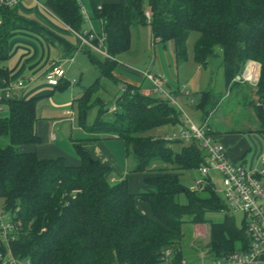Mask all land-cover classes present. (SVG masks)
<instances>
[{
	"label": "trees",
	"instance_id": "16d2710c",
	"mask_svg": "<svg viewBox=\"0 0 264 264\" xmlns=\"http://www.w3.org/2000/svg\"><path fill=\"white\" fill-rule=\"evenodd\" d=\"M99 1L90 0V4L105 37L108 58L98 61L86 50L100 79L113 87L122 85L120 98L125 101L117 100L112 120L96 111L89 124L94 109L91 100L101 86L96 81L73 101L77 124L87 134L124 143L132 162L129 173L141 174L143 185L150 188L139 198L151 215L135 209L136 196L129 192L127 178L112 183L109 168L79 143H74L78 166H69L62 158L40 159L20 152L23 145L39 143L37 99L12 95L2 104L8 107V116L0 119V202L2 211L17 225V235L9 244L12 255L16 260L27 259V264H159L168 249L176 264L183 259L180 247L185 224H209L208 248L215 256L234 251L246 242L244 226L236 229L227 213L220 223L207 221L206 212H226L224 202L211 185L190 191L176 176L177 171L197 169L203 161L199 143L165 142L147 135L169 125L181 126V112L166 98L144 95L120 81L114 68L116 57L129 51L132 27L146 23L152 44L170 42L176 66L186 61V40L195 31L196 64L203 65L210 50L219 47L228 95L238 88L241 80L236 77L247 63L259 65L254 95L264 102V0ZM43 4L64 26L81 31L84 20L77 0H43ZM14 9L0 6V83L5 84L9 81L3 63L8 57ZM147 9H152L149 19L144 15ZM60 85L55 88L65 87ZM215 96L207 89L199 97V108L208 116L217 102ZM253 96L248 105L252 103L259 124L255 131L264 137V112L254 106ZM94 101L99 104L98 99ZM207 118L203 120L206 126ZM205 134L213 137L210 128ZM173 143L180 145L178 151L172 150ZM157 164L160 167L155 169Z\"/></svg>",
	"mask_w": 264,
	"mask_h": 264
},
{
	"label": "rangeland",
	"instance_id": "374dc122",
	"mask_svg": "<svg viewBox=\"0 0 264 264\" xmlns=\"http://www.w3.org/2000/svg\"><path fill=\"white\" fill-rule=\"evenodd\" d=\"M119 1L100 0L99 2L102 4H115ZM81 2L90 21L82 23L81 32H88L89 28L92 27L94 33L100 35V25L93 16L90 0H81ZM150 35V28L146 23L131 28L128 53H123L116 57V66L114 68L116 76L128 84L134 85L141 92H151L149 95L153 98H161V96L154 92V85L144 78L143 74L161 77L164 84L163 87L174 98L176 110L181 112L180 118H187L193 126L203 128L204 131L210 128L215 139L228 135L232 131L228 135V143L224 142L227 136L222 140L226 147L229 161L237 164L238 162H233L232 155H240L246 167L260 168L261 164L258 161L261 155L264 154V137L261 133L255 131L259 124L252 103L248 105V101L251 100L255 92L253 82L251 80H243L242 72L241 76H239L241 81L237 86L238 88L230 91V95H228L221 68L220 48H212L203 65L196 64L193 52L198 33L195 31L191 32L186 40V61L178 66L174 62L172 44L170 42L164 45L159 43L152 44ZM91 55L98 61L103 59L97 52L91 51ZM74 80L79 81L77 84H70L61 90L58 88H45L42 90V95H31V97L27 95L28 92L24 93L23 96L25 98H36L38 101L36 104V117L38 119L37 137L39 143L37 145H23L19 147L20 152L36 154L37 150L46 152L50 146L62 151L67 156L73 157L75 151L70 141L81 134L77 124L76 105L73 101L79 98L96 81L101 86L95 93V98L91 100V104L94 105L93 111H101L104 119H113L112 112L118 109V99L120 102L125 101L120 98L122 85L119 84L113 87V85L108 83L109 81L106 82L107 80L100 79L97 69L89 62H87L85 71H82L80 77L79 74L75 75ZM207 89L212 90L217 100L207 118L208 126L203 123L205 112L199 108V97ZM185 92H188L189 95L185 96ZM96 99L99 100L98 105L94 101ZM7 116L8 107L2 105L0 107V119ZM178 131V126L169 125L162 130L154 129L148 132L147 135L164 139L166 135H171L172 132ZM52 132L57 136V141L54 143L49 142ZM110 141L111 145L116 146L115 156L123 160L125 172L126 170L128 171L132 166V162L125 152L124 144L120 140ZM171 148L178 151L180 145L173 143ZM157 167L159 168L160 166L158 164L154 166L155 169ZM131 176L132 179H135L136 186L142 187L140 176L134 173ZM176 176L180 184L188 189H192L194 181L200 179L196 169L177 171ZM209 178L215 193L219 194L221 187L220 177L216 173H209ZM1 210L2 205L0 202V212ZM227 214L233 218L235 228L240 230L244 224V215L232 209ZM5 215L7 220L9 218L10 221L9 214L6 213ZM204 217L209 222L220 223L223 221L225 214L223 212H206ZM2 222L5 223L6 220L2 219ZM182 232L183 238L180 250L183 259L189 264L208 262L210 255H204L201 258L197 255L196 250L198 249L195 248L204 249V245L208 240L209 224L195 226L185 224ZM195 235H198L197 240ZM0 241L3 246L2 249L5 251L4 260L8 259L10 261L11 255L7 252V244L1 234ZM192 244L195 248L192 247ZM2 249H0V252ZM16 263L27 264V259L16 260ZM159 264L165 263L161 262Z\"/></svg>",
	"mask_w": 264,
	"mask_h": 264
},
{
	"label": "built area",
	"instance_id": "2783aa9c",
	"mask_svg": "<svg viewBox=\"0 0 264 264\" xmlns=\"http://www.w3.org/2000/svg\"><path fill=\"white\" fill-rule=\"evenodd\" d=\"M24 1H30L36 7L47 10L41 0H0V6L15 7ZM77 2L79 3L83 20L87 23L90 22L81 0H77ZM144 15L146 19H149V9L145 11ZM67 30L76 38L78 50L89 49L90 51L99 53L103 58H108L103 34L96 35L92 27L89 28L88 32H78L68 27ZM143 76L154 85V92L175 105L174 98L163 88L164 84L161 77L145 73ZM42 77L48 86L55 88L65 79V70L59 65L51 64ZM258 77L259 68L256 67V64L247 63L243 70L242 79H246V81L251 80L253 86L256 87ZM30 82L19 80L14 86H11V84H5L2 81L0 83V107L4 101L12 98L15 90H23ZM74 82V80L70 81L71 84ZM188 95L189 93L185 92V96ZM253 102L254 106L261 108L264 112V102L258 96H253ZM180 121L181 126H179V131L166 135L163 140L165 142L180 141L183 143L196 140L203 150L204 159L196 169L200 179L194 181V186L190 191H201L207 185H211L215 192L209 178V173H216L221 180V187L217 195L227 207L226 212L223 213H227L232 209L233 211L241 212L245 218L243 226L246 242L237 245L236 249L232 252L215 256L210 253L208 240L203 250L195 248L192 244L193 248L198 249L196 251L199 257L202 258L204 255H210L208 262L198 264H264V154L261 155L258 161L261 164L260 168H248L243 162L237 164L231 163L227 157L226 149L221 142L214 139V137L207 136L203 128H196L187 118H181ZM5 214L1 210L0 234L6 241L7 252L11 255V260H4L5 251L2 249L3 246L0 241V249H2L0 252V264H4L5 262L6 264H17L16 258L12 255L9 246L10 241H13L17 235V225L9 221V218L7 220ZM2 219H5L6 222H2ZM197 237L198 235H195L196 240ZM161 261L165 264H175L173 251L168 249L163 251ZM176 264L189 263L185 259H181Z\"/></svg>",
	"mask_w": 264,
	"mask_h": 264
},
{
	"label": "crops",
	"instance_id": "0c3cea01",
	"mask_svg": "<svg viewBox=\"0 0 264 264\" xmlns=\"http://www.w3.org/2000/svg\"><path fill=\"white\" fill-rule=\"evenodd\" d=\"M41 1L43 2V0ZM14 11L16 15L11 20L9 26L8 57L4 61L3 67L5 68L11 86H14L19 80L31 82L28 83L23 90H15L13 95L25 98L23 95L28 92L27 95L29 96H38L40 94L42 95V90L45 88L51 89L52 87L48 86L42 77L51 64L59 65L65 70V79L61 81L60 86L70 85V81L74 80L75 75L79 74L80 77L82 71H85L87 62L91 64V62L88 61L89 57L87 50L77 49L78 42L76 38L67 30V27L48 10L37 8L35 4L30 1H24L17 7L15 6ZM114 75L116 76L115 73ZM116 77L120 81L127 83L120 79V77ZM74 81L73 84H77L79 80ZM141 93L149 95L151 92ZM95 115L96 111L94 110L90 114L89 124L94 121ZM105 120L110 121L111 119ZM80 131L81 134L70 141L73 148L74 143H79L81 148L87 151L93 159L99 161L101 165L108 167L110 170V181L112 183L118 182L126 177L129 192L136 196L135 209L144 216L150 217L151 213L149 206L139 198L140 194L150 192V188L143 185V176L141 174L134 173L140 176L142 183V187H137L134 182L135 179L131 178V174L133 173H129V169L125 172L123 160L118 159L114 154L116 146L114 147L110 143V140L117 139H100L96 135L87 134L81 129ZM228 135H223L216 140L222 143L223 138L227 136L224 142L228 143ZM56 141L57 136L52 132L49 137V142L54 143ZM222 145L225 147L223 143ZM48 149L49 150L46 152L37 150V157L40 159H56L63 157V161L69 166H78L80 164L75 148L74 158L67 156L54 147L49 146ZM232 159L233 162H243L240 155L233 154ZM116 162L117 164H115Z\"/></svg>",
	"mask_w": 264,
	"mask_h": 264
},
{
	"label": "water",
	"instance_id": "95a60500",
	"mask_svg": "<svg viewBox=\"0 0 264 264\" xmlns=\"http://www.w3.org/2000/svg\"><path fill=\"white\" fill-rule=\"evenodd\" d=\"M149 12L151 13V12H152V9H149ZM256 67L259 68V65L256 64ZM236 80L239 81V80H240V77L237 76V77H236ZM207 116H208V113L205 112V113H204V117L207 118Z\"/></svg>",
	"mask_w": 264,
	"mask_h": 264
},
{
	"label": "bare ground",
	"instance_id": "6f19581e",
	"mask_svg": "<svg viewBox=\"0 0 264 264\" xmlns=\"http://www.w3.org/2000/svg\"><path fill=\"white\" fill-rule=\"evenodd\" d=\"M254 73V72H253ZM247 74V73H246Z\"/></svg>",
	"mask_w": 264,
	"mask_h": 264
}]
</instances>
